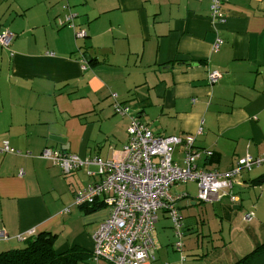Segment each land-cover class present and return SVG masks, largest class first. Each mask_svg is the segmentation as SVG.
Here are the masks:
<instances>
[{
    "label": "crops",
    "instance_id": "0c3cea01",
    "mask_svg": "<svg viewBox=\"0 0 264 264\" xmlns=\"http://www.w3.org/2000/svg\"><path fill=\"white\" fill-rule=\"evenodd\" d=\"M71 1L0 0V33L17 34L11 48L0 43V145L8 140L21 151L0 153L3 250L50 231L58 251L93 252V236L112 210L110 194L84 205L75 196L106 176L94 164L66 173L42 154L51 148L122 159L132 116L117 110L112 93L155 134L181 139L173 154L180 167L193 155L199 171L224 175L248 154L264 157V0H223L218 13L212 0ZM69 14L78 15L75 28L65 25ZM189 182L197 183L173 186L179 215L194 200L239 210L244 189L260 192L264 164L242 169L209 202L198 198V183L197 192L179 189ZM263 197L264 189L257 206ZM252 209L246 215H256ZM161 216L171 222L168 212ZM212 230L210 241L190 234L193 244L175 243L180 253L166 256L157 231V260L147 264H212L220 250L204 245L213 242ZM193 231L183 222L182 239Z\"/></svg>",
    "mask_w": 264,
    "mask_h": 264
},
{
    "label": "built area",
    "instance_id": "2783aa9c",
    "mask_svg": "<svg viewBox=\"0 0 264 264\" xmlns=\"http://www.w3.org/2000/svg\"><path fill=\"white\" fill-rule=\"evenodd\" d=\"M223 0H212L213 10L218 13ZM77 14L65 17V25L75 28ZM223 19V18H222ZM77 37L85 36L82 30H76ZM15 37L12 30L0 33L1 45L8 46ZM223 41L218 38L213 45L219 50ZM86 62V60L84 59ZM220 77L218 71L210 73L212 82ZM117 110L131 114L132 122L128 129L129 137L124 146V156L117 162L104 161L100 157L80 158L74 153H65L56 149L46 148L42 157L59 166L64 172L70 173L84 165H97L106 177L102 183L86 188L75 196L79 205L94 200L100 193L105 192L112 204L110 215L105 218L95 232L93 257L95 262L108 264H147L157 260V224L160 214L168 212L178 241L176 247H182V216L174 207L175 196L172 187L179 182L196 181L200 191L201 201H213L214 196L231 185L232 177L242 169L251 170L264 164V157H254L250 154L238 161L239 167L227 174L199 171L193 164V155L185 167L178 166L174 159V148L181 141L176 136L155 134L136 117L129 106L122 105L117 99L118 94H111ZM193 138L187 142L192 146ZM0 153H16L21 151L14 148L8 140L0 145ZM253 215L247 214L246 219ZM34 231L30 235H33ZM4 236L0 229V241ZM27 237V236H26ZM26 237H20V240Z\"/></svg>",
    "mask_w": 264,
    "mask_h": 264
},
{
    "label": "rangeland",
    "instance_id": "374dc122",
    "mask_svg": "<svg viewBox=\"0 0 264 264\" xmlns=\"http://www.w3.org/2000/svg\"><path fill=\"white\" fill-rule=\"evenodd\" d=\"M72 2L74 1H71V3ZM16 36L17 34L15 33V37L8 46H2L11 48ZM178 187L181 191H186V189H191L193 192L198 191V184L195 182L178 184ZM261 187H259L260 192H258V194L253 193V191L250 193L248 189L242 190L245 201L244 207L239 210L233 209L232 204L213 205L199 203L194 200L197 204L192 205V202H187V206L183 207L181 211V216L183 217L182 221L186 222L187 227L189 226V229H194V231L187 234V236L182 239L185 246L194 243V241L191 240L190 234H194V237L198 239L201 244L203 240L204 242L210 241L207 238L208 228H212L214 234L211 238L213 242L210 244L205 243L204 245L211 246L212 243H214L220 250L211 256L209 261L212 264H232L239 257L248 254L255 247L264 243V197L257 206V198L259 193L260 195L262 194L264 184ZM251 206L253 208L252 210L256 212V215L253 213L254 215L253 218L250 219L251 221L245 220L244 217H246V213L250 210ZM157 231L159 240L163 245V249L161 250L162 255L166 256L167 253L172 254L173 252L176 254L180 253V251H176L174 248L175 243L178 241V237L168 218L161 216L157 225ZM222 234H224L223 237ZM25 246L26 243L21 242V247ZM3 247L4 243L0 244V250H3ZM186 253L188 254L189 251H186Z\"/></svg>",
    "mask_w": 264,
    "mask_h": 264
},
{
    "label": "trees",
    "instance_id": "16d2710c",
    "mask_svg": "<svg viewBox=\"0 0 264 264\" xmlns=\"http://www.w3.org/2000/svg\"><path fill=\"white\" fill-rule=\"evenodd\" d=\"M135 115L139 118L137 113ZM56 236L50 231L27 236L22 240L26 243L25 247L20 245L0 252V264H108L95 262L93 253L79 246L58 251L53 246ZM232 264H264V243Z\"/></svg>",
    "mask_w": 264,
    "mask_h": 264
}]
</instances>
